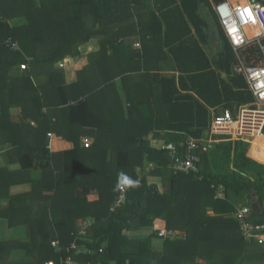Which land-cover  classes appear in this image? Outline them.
<instances>
[{
	"label": "trees",
	"instance_id": "trees-1",
	"mask_svg": "<svg viewBox=\"0 0 264 264\" xmlns=\"http://www.w3.org/2000/svg\"><path fill=\"white\" fill-rule=\"evenodd\" d=\"M212 28L222 44L211 63L204 45ZM95 38L97 51L68 83L60 64L83 57L81 46ZM170 55L178 75L161 72ZM240 59L262 55L253 44L239 58L211 0H0V202L8 200L0 218L28 233L0 237V264H263L264 242L246 239L235 216L248 207L247 220L264 223V165L248 156L250 144L199 142L197 171L187 174L173 166L190 155L188 138L169 136L201 140L210 107L254 101L235 68ZM53 133L74 147L52 151ZM150 134L176 140L179 154L153 146ZM148 175L162 176L165 190ZM122 176L134 183L121 185ZM23 182L33 189L12 195ZM158 219L165 235L130 233Z\"/></svg>",
	"mask_w": 264,
	"mask_h": 264
},
{
	"label": "built area",
	"instance_id": "built-area-1",
	"mask_svg": "<svg viewBox=\"0 0 264 264\" xmlns=\"http://www.w3.org/2000/svg\"><path fill=\"white\" fill-rule=\"evenodd\" d=\"M211 5L225 36L239 58L240 51L249 50V47L254 44L260 50L262 59L259 62H255L256 59H254L250 64L240 59V63L236 67L237 72L245 76L249 89L254 95V101L239 106L235 111L226 109L222 113L215 114L211 121L209 138L206 141L188 137L190 155H188L186 160L178 158L173 166L178 171H183L187 174L191 171H197L196 161L200 159L193 151L200 147L199 142L219 141L220 139L218 138L220 136H226L228 137L227 140H243L252 144L255 138L264 135V86H262V83H264V3L261 0H220L218 2L211 0ZM224 5L229 10V16L227 17L220 11L221 6ZM241 7L251 8L255 19L248 18L247 22H245L239 14ZM233 21H235L236 33H232L229 30V25ZM250 25L256 26L259 32L250 35L247 29V26ZM237 36L239 40H237ZM139 46L140 43L137 42L135 47ZM21 67L26 69L28 64H22ZM84 143L87 147L92 144L88 138H84ZM166 149L179 154L174 143L169 144ZM125 197L126 188L123 186L115 206L120 205ZM251 212L250 208L243 207L238 209L235 214L241 224L242 233L248 240L253 239L264 242V223H250L247 218ZM166 233L161 230L160 234L165 235ZM53 244L57 245V242H53ZM46 264L56 263L49 261ZM67 264L77 263L69 259Z\"/></svg>",
	"mask_w": 264,
	"mask_h": 264
},
{
	"label": "crops",
	"instance_id": "crops-1",
	"mask_svg": "<svg viewBox=\"0 0 264 264\" xmlns=\"http://www.w3.org/2000/svg\"><path fill=\"white\" fill-rule=\"evenodd\" d=\"M206 9L209 11L208 8H206V7L203 8L202 9V15H204V17L210 23V22L213 21L212 12L209 11V14H208L207 11H206ZM11 23L13 25H15V24L18 23V21H11ZM194 34L196 35V33H194ZM208 36H209L208 37L209 43L207 45H204L205 46L204 48L207 50V52L209 54V59H210V61L212 63V56L215 57V54L220 50L222 43H221L220 39H218V34L216 33V31H215L214 28H212V30H211V32H209V35ZM137 41L138 40L135 39L134 42L137 43ZM135 44H134V46H135ZM98 47H99V40L97 38H95V39H92L90 42L86 43L85 45L81 46V52H82L83 57H80V56L79 57H68V59L70 61V62H68V65L69 66L67 64L65 66V67H67V70L66 71L68 72V78H67V82L68 83H71L72 81H77L78 80L77 71H78L79 68L76 67L77 66L76 64L78 62H80L81 59H86L87 60V63H88V60H89L88 59V56L92 52L97 51ZM172 58L174 59V57H172L171 55H170V57H162V62H163L164 68L162 69L161 72L163 74H165V75L171 76V75H175V74L178 75L179 74V71L173 70L172 69V66L170 67V63H173V61L175 60V59L173 60ZM179 58L180 59H178V60H181L183 62L186 61V59L184 57H179ZM74 63H75V68H73V64ZM173 65L175 66V63ZM212 67L215 69V66L214 65H212ZM216 70H217V72H220L219 69H216ZM224 75H226V74L224 73ZM121 82H122L121 81V78H119L117 80V83L121 84ZM248 88H249V86H248ZM123 101L126 102V99L123 98ZM210 108H211L210 109V112L212 114L211 121H212L213 116L215 114L222 113V111H223V108H220V106L218 108H214V107H210ZM237 108L238 107H235V110ZM15 112L16 113L18 112L17 114H19V110L18 109H15ZM182 135L186 136L187 138L189 137V136H187L184 133H175V132L174 133H169L170 138L173 137L174 139L179 138ZM53 136H55V137L53 138ZM186 137H185V139H187ZM52 138H53V140H52ZM52 138H51V141H50V148L54 152L61 151V150H69V149H72L74 147L73 142L68 141V140L62 138V137L58 136L55 133L52 134ZM85 138H87V137H85ZM151 138H152V134H150V138L149 139H151ZM208 138H209V134L205 135L204 138H202V140H205L206 141ZM164 141H166V139H164L162 137L161 138H153V139H151V144L153 146H156L155 145L156 143L160 144V143H164ZM175 141L176 140H174V142H172V143L175 144ZM205 144H206L207 147H209V146L214 145L215 142H207ZM263 148H264V135H260L259 137L255 138V140H253L252 144H250V152L248 153V156L250 158L256 160L257 162H259V163H261V164L264 165V149ZM6 163H7L6 157L0 154V167L1 166H4ZM148 178H149L150 183L157 184L158 187H159V189L161 191H164L165 190L164 189V178L162 176L148 175ZM32 189H33V185H32L31 182L15 183L10 188V193L12 195H16V194L30 192ZM245 197H248V196L245 195ZM7 204H8V200L7 199H3L0 202V207H5ZM211 211L209 213L213 215L214 214V210H211ZM159 220H160L159 224H162L163 225V224L166 223L162 219H158V221ZM156 222H155V224L152 227H146V228H144L142 230H136V231H132L130 233L134 237H136V238H147L148 236H150L155 231V229L158 228L156 226L157 225ZM0 237L3 240H16V239H19V240L24 241V240H27L28 233H27V229H26L25 226H19V227L12 228V227L9 226V223H8V221L6 219L0 218ZM155 246H157V247L160 248L161 247V244L160 243H155Z\"/></svg>",
	"mask_w": 264,
	"mask_h": 264
},
{
	"label": "rangeland",
	"instance_id": "rangeland-1",
	"mask_svg": "<svg viewBox=\"0 0 264 264\" xmlns=\"http://www.w3.org/2000/svg\"><path fill=\"white\" fill-rule=\"evenodd\" d=\"M206 11H207V13L209 14V11L206 9ZM138 42L140 43V41L138 40ZM81 49V48H80ZM85 58V57H84ZM64 63L63 64H60V67L61 68H65L66 70H67V67H65L66 66V64L68 65V62H70L69 61V59L67 58L66 60H64L63 61ZM77 66V68H79L78 69V71H77V74L79 73V71L85 66V65H87V60L86 59H81V61L80 62H78L77 64H76ZM69 66V65H68ZM22 68V67H21ZM73 68H75V63L73 64ZM67 78H68V72H67ZM72 82H75V81H72ZM71 82V83H72ZM121 92L123 93V94H125V92L123 91V90H121ZM124 99H125V97H124ZM13 112L15 113V114H17L16 112H15V109H13ZM55 136H53V138H54ZM53 138H52V140H53ZM212 142H217L216 140H214V141H212ZM169 144H171V142H167V141H164V143H160V144H158V143H156L155 145L156 146H158V147H161V148H167L168 147V145ZM87 147V146H86ZM163 220V219H162ZM165 221V220H164ZM159 222H160V220L159 221H157L156 222V226L158 227V229H161V230H164L165 232H167V225H165V224H159ZM166 222V221H165ZM88 224H90V223H88ZM84 225H85V222H84ZM203 263H204V261H202ZM46 264V263H45Z\"/></svg>",
	"mask_w": 264,
	"mask_h": 264
},
{
	"label": "clouds",
	"instance_id": "clouds-1",
	"mask_svg": "<svg viewBox=\"0 0 264 264\" xmlns=\"http://www.w3.org/2000/svg\"><path fill=\"white\" fill-rule=\"evenodd\" d=\"M220 11H221V13H222L224 16H226V17L229 16V10H228V8H227L226 5L221 6ZM239 12H240V14H241V16H242V18L244 19L245 22H247V19H248V18L255 19V17L253 16V13H252L251 10H249V11H244L243 8H240V9H239ZM229 30H230L232 33H236L237 29H236V26H235V21H233L232 24L229 25ZM237 40H239V37H238V36H237ZM220 137H221V136H220ZM83 141H84V140H83ZM126 179L129 181V183H125V180H126ZM133 183H134V182H133L132 180L128 179L127 177H125V176H122V177H121V185H124V184L131 185V184H133Z\"/></svg>",
	"mask_w": 264,
	"mask_h": 264
},
{
	"label": "water",
	"instance_id": "water-1",
	"mask_svg": "<svg viewBox=\"0 0 264 264\" xmlns=\"http://www.w3.org/2000/svg\"><path fill=\"white\" fill-rule=\"evenodd\" d=\"M252 209L256 212H260L261 211V208H260V205H259V202L255 201V202H252ZM212 212V211H211Z\"/></svg>",
	"mask_w": 264,
	"mask_h": 264
},
{
	"label": "bare ground",
	"instance_id": "bare-ground-1",
	"mask_svg": "<svg viewBox=\"0 0 264 264\" xmlns=\"http://www.w3.org/2000/svg\"><path fill=\"white\" fill-rule=\"evenodd\" d=\"M249 28H252L254 34L257 33V32H259V30L257 29V27L254 26V25L247 26V29H249Z\"/></svg>",
	"mask_w": 264,
	"mask_h": 264
},
{
	"label": "snow or ice",
	"instance_id": "snow-or-ice-1",
	"mask_svg": "<svg viewBox=\"0 0 264 264\" xmlns=\"http://www.w3.org/2000/svg\"><path fill=\"white\" fill-rule=\"evenodd\" d=\"M241 8H243V10L244 11H249V10H251V8H245V7H241ZM252 11V10H251ZM239 14H240V12H239ZM240 16H241V14H240ZM242 17V16H241ZM262 86H264V83H262ZM125 183H129V181L126 179L125 180Z\"/></svg>",
	"mask_w": 264,
	"mask_h": 264
}]
</instances>
